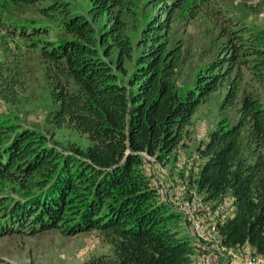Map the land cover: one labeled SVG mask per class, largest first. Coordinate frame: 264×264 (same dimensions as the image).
Instances as JSON below:
<instances>
[{
	"label": "trees",
	"instance_id": "trees-1",
	"mask_svg": "<svg viewBox=\"0 0 264 264\" xmlns=\"http://www.w3.org/2000/svg\"><path fill=\"white\" fill-rule=\"evenodd\" d=\"M138 1L89 0L83 13L70 0H0V32L17 35L42 64L54 103L49 131L71 128L87 139L64 143L0 120V233L95 228L112 252L78 264H191L193 242L146 163L175 161L194 111L225 79L191 182L206 202L231 195L234 211L217 224L222 243L264 255V100L244 79L247 70L264 88V28H232V16L224 55L179 89L189 51L172 36L175 14L192 4L194 15L206 1L151 0L164 14L144 19ZM29 8L58 24L55 38L41 35L47 25L3 21ZM17 82L0 71L1 95Z\"/></svg>",
	"mask_w": 264,
	"mask_h": 264
},
{
	"label": "rangeland",
	"instance_id": "rangeland-1",
	"mask_svg": "<svg viewBox=\"0 0 264 264\" xmlns=\"http://www.w3.org/2000/svg\"><path fill=\"white\" fill-rule=\"evenodd\" d=\"M70 1L78 11L87 12L89 0ZM196 1L199 3L201 0ZM205 1L206 5L194 15H190L191 10L193 11L192 4L187 10L181 9L175 14L172 24L175 42L182 41L183 47L189 51L177 79L179 89H184L191 83L194 74L205 61L224 55L221 45L228 40L227 27L231 19L235 20L232 28L240 27L241 24L253 30L264 28V0ZM138 9L143 19L154 13L164 14L163 11L160 12V6L151 0H139ZM15 19L29 25H47L48 32L41 35L51 39L60 31L55 21L40 15L36 8H29L23 15L3 21ZM94 23L98 26L100 22ZM137 51L136 47L134 53ZM127 65L131 67L132 63L127 62ZM0 71L18 79L10 92H6V96L0 93V120L10 118L16 123L37 127L48 131L49 137L64 143L67 141L86 143L84 135L71 128L62 127L49 131L51 124L47 117L54 103L42 64L37 60L35 52L29 49L22 39L5 29L0 32ZM244 79L257 88L256 91L264 100V88L258 86V82L251 78L247 70ZM226 85L227 81L223 79L218 88L198 105L188 125V135L184 144L176 150L175 161L160 164L150 160V163H146L160 197L179 214L180 227L193 242L195 254L192 255L191 264H203L202 243L212 244V250L222 257L224 264L229 257L235 258L234 255L243 257L246 253V257H249L252 252L249 246L225 251L221 245L222 239L217 232V224L220 219L232 215L234 211L231 195L227 194L217 201L206 202L191 182L202 161L196 146L206 139L219 118V105ZM190 223L195 226L192 227ZM111 252V246L95 228L74 234H64L57 229L36 233L23 231L0 233L1 264H78L90 256ZM207 264H220V258L218 261L210 259Z\"/></svg>",
	"mask_w": 264,
	"mask_h": 264
},
{
	"label": "bare ground",
	"instance_id": "bare-ground-1",
	"mask_svg": "<svg viewBox=\"0 0 264 264\" xmlns=\"http://www.w3.org/2000/svg\"><path fill=\"white\" fill-rule=\"evenodd\" d=\"M181 209H182V207H180ZM197 212V211H196ZM189 213V212H188ZM192 227L193 226H195V225H191ZM221 242V245H222V247H223V249L225 250V251H229L230 249H232V248H228V247H226L223 243H222V241H220ZM247 245H249V244H247ZM247 245H245V246H247ZM245 246H243V247H245ZM251 246V245H250ZM242 247V248H243ZM252 247V246H251ZM238 248H241V247H238ZM253 248V247H252ZM197 249H198V246H197ZM199 250V249H198ZM214 251V250H213ZM204 254V253H203ZM218 254V253H217ZM235 257H239V258H241L242 257V255H240V256H238V255H234ZM247 256V253L241 258V259H243V260H250V259H252V262L253 263H259V264H264V255H262V254H260V253H258L254 248H253V250H252V252H250V256L249 257H246ZM244 257H246V258H244ZM210 259H213V260H215V261H218L219 260V258H210ZM209 259V260H210ZM209 260H207V262H206V264L208 263V261ZM222 264H224V262H223V259H222ZM225 264H232V258H230L229 257V260H227L226 262H225Z\"/></svg>",
	"mask_w": 264,
	"mask_h": 264
},
{
	"label": "built area",
	"instance_id": "built-area-1",
	"mask_svg": "<svg viewBox=\"0 0 264 264\" xmlns=\"http://www.w3.org/2000/svg\"><path fill=\"white\" fill-rule=\"evenodd\" d=\"M192 199V198H189ZM190 225H193L190 223ZM204 247V256H203V264H206L207 260L210 258H220V264H222V257H220L219 254H217L215 251L212 250V244H205L202 243ZM232 264H259V263H253L252 259L250 260H243L239 257L232 258Z\"/></svg>",
	"mask_w": 264,
	"mask_h": 264
},
{
	"label": "crops",
	"instance_id": "crops-1",
	"mask_svg": "<svg viewBox=\"0 0 264 264\" xmlns=\"http://www.w3.org/2000/svg\"><path fill=\"white\" fill-rule=\"evenodd\" d=\"M247 246H249V248L253 250V248L250 245H247Z\"/></svg>",
	"mask_w": 264,
	"mask_h": 264
}]
</instances>
